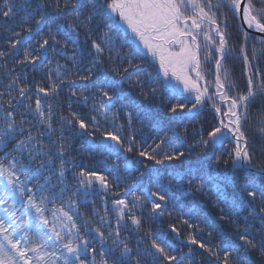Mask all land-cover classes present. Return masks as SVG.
I'll return each instance as SVG.
<instances>
[{
  "label": "snow or ice",
  "instance_id": "snow-or-ice-1",
  "mask_svg": "<svg viewBox=\"0 0 264 264\" xmlns=\"http://www.w3.org/2000/svg\"><path fill=\"white\" fill-rule=\"evenodd\" d=\"M69 3L78 11L65 24L58 23L54 16L65 11ZM50 7V0H0V34H6L0 60L15 58L26 39L49 25L38 46L25 47L23 56L14 59L12 69L0 64V73L11 77L7 84L0 85L8 90L7 99L0 91V264H182L181 254L160 239H152L144 248L138 240L132 248L129 238H122L123 232L129 231V222L137 233L142 230L143 217L134 214L145 206L141 196L134 195L131 203L125 199L112 201L115 226L106 196L101 199L102 213L96 201L88 198L97 191L107 194L125 180L123 173L129 171V161L125 156L120 164L121 151L134 153L145 167L148 162L184 164L187 129L177 131L171 120L185 112L199 115L208 105L216 119L206 136L201 129L200 139L189 145V150L200 147L207 158L226 140L232 147L225 149L227 158L215 155L211 164L189 168L187 186L198 193L215 194L213 203L225 206L220 209L219 223L234 225L239 243H225L228 237L222 232L215 245L198 239L196 234L205 228L212 229L208 232L211 237L217 222L198 217L203 227L200 222L192 224L183 219L196 212L189 208L188 212L177 213L183 225L191 229L187 244L190 252L193 245L203 250L210 264H251L252 252H258L264 261V163H254L257 152L264 156V69L259 67L264 60V0H65L63 8L56 0L54 14ZM233 21L240 33L238 48L232 43ZM14 27L20 31H13ZM80 29L86 42L90 41L86 51L81 47ZM253 31L260 35L249 51ZM69 44L80 49V60L66 55ZM49 47L56 56L71 60L78 72L86 73L78 75L82 82L79 91L73 90L70 95L84 104L93 99V115L72 111L70 102L69 115L55 117L52 100L64 86L76 88L68 80L72 73L67 64L57 62L53 68L49 60L48 86L35 85L34 103L27 73L12 74L17 66L35 68L47 56ZM125 48L128 50L123 51ZM85 56L91 57L87 61L90 67L79 68ZM229 59L242 61V90L233 77L232 66L226 63ZM106 61L122 79L105 75L89 88L94 72L103 71ZM145 65L150 67L145 70ZM133 71L136 75L128 83L133 90L139 87L138 97L122 87L123 79ZM173 96L175 103L171 102ZM117 99L121 104L113 111ZM153 103L166 109L168 131L153 136L152 145L145 146L148 136L137 141L139 129L135 125L150 126L157 132L165 126L158 119L159 113L153 111ZM121 114L126 124L118 123ZM253 122L261 136L259 144L253 143L246 131ZM66 129L72 136L85 137L82 150L87 145L93 151L117 157L107 175L80 167L69 180V171L77 165L68 156L72 136L65 135ZM173 171L183 179L179 171ZM169 191L170 186L163 193L157 190L149 194L151 218L164 215L171 198ZM89 203L93 207L87 215L80 209ZM93 216L99 219L93 220ZM168 228L180 235L174 224ZM152 235L153 229L144 231L145 238ZM183 264L195 261L189 258Z\"/></svg>",
  "mask_w": 264,
  "mask_h": 264
},
{
  "label": "trees",
  "instance_id": "trees-1",
  "mask_svg": "<svg viewBox=\"0 0 264 264\" xmlns=\"http://www.w3.org/2000/svg\"><path fill=\"white\" fill-rule=\"evenodd\" d=\"M51 7L49 9L50 12L54 14L55 12V3L56 0H50ZM59 3L61 4L62 8L64 7L65 0H59ZM78 11V9L74 8V5L69 3L67 5V9L63 11L59 16H54L55 20L58 23L65 24L67 21L71 20L74 12ZM19 14L17 15V22L19 21ZM53 19V16H50L49 23H51ZM2 22V21H0ZM9 24H12L13 21L9 20ZM26 26V25H25ZM48 24H45L40 32L32 34L30 36V39H26L24 43L21 45L19 49V54L15 58H10L6 62L3 60H0V64H7V67L9 69L13 68L14 59H20L23 56V51L25 47H28L29 44L32 45V47H37V41L40 39V37L47 33L48 31ZM13 31H20V28L14 27ZM68 31H71V29H68ZM80 43L81 47L86 51L88 47V43L85 40V34L84 30L80 29ZM233 35H232V43L235 47H239V36L240 33L237 29V22L233 21V27L231 29ZM63 33L61 34V36ZM75 35V33H73ZM61 36H58V39H61ZM5 39L6 34H0V48L5 47ZM255 42V38L253 37L252 40L249 41V51L251 50L252 43ZM63 41H61L62 46ZM59 47V46H57ZM259 47V45H257ZM128 49L125 48L123 51H127ZM66 55L75 57L77 60L81 59V51L80 49H74L71 44H69L66 47ZM106 55V54H105ZM90 56H85L84 63L80 64L79 68H88L90 65L87 63L88 59H90ZM49 60L52 61V67H55V64L59 62L60 64H67L68 70L72 73L68 77V80H71L75 83L76 88L72 89L70 87L64 86L60 91L57 97H55L52 100V103L54 105V113L55 117L58 119L59 116L69 115V103L71 102L72 105V111H77L81 116H91L94 113L90 112V107L93 104V99H89L87 104H84L82 102H79L77 97H73L70 95L71 91L76 90L79 91V87L81 85V81L78 79V75H85L86 73L83 71H79L77 67H74L71 60H66L64 55L56 56L53 52L51 47L48 48L47 56L43 58V60L36 64L35 68L32 65H28V67H22L17 66L15 67L13 75L17 73H27V81L26 83L29 84L32 87V95L31 99L32 102H35L36 95H35V85L37 83L40 84L42 87L48 86V62ZM137 60H139V57H137ZM126 63V62H125ZM228 65L232 66L233 70V77L237 80V82L240 85V89L242 90L244 88L245 84V78L242 76V61L241 60H233L229 59L226 62ZM150 67V65H145L144 68L147 70ZM259 67L264 69V60H261L259 63ZM103 71H96L94 72V77L92 79L91 84L88 85L89 88L92 87V84H95L97 81L102 80L105 75H107L108 78H113L117 81H120L122 78L119 76H116L114 72H112L111 66L105 62V64L102 66ZM54 75V73H53ZM136 75V73L133 71L130 73L127 79H123L122 81V87L126 92H130L131 95L137 96L139 94V87H137L135 90L131 89L129 86L128 81L132 79ZM11 77H5L3 73H0V85L7 84L8 80ZM211 79V77H210ZM67 83V82H66ZM0 91L5 93V96L3 99H7V89L0 87ZM16 93H13L15 95ZM41 96L43 94H40ZM142 99V98H140ZM171 102L175 103L176 97L171 98ZM183 102V101H180ZM121 104V101L117 99L115 103L112 105V110L115 111L119 105ZM191 105H189L190 107ZM4 107H7V105H4ZM253 108H256V105H253ZM20 109H17V112H19ZM153 111L155 113H159L158 119L162 124H164V130L157 132L155 129L151 128L150 126L140 127L139 124H136V128H138V132L136 133V139L137 141L141 140V137L144 135L148 136L147 145H152V137L156 136H163L165 132L168 131V121L165 119L166 117V109L157 107L156 103H153ZM3 114V108H0V115ZM181 117H183L182 122ZM18 118V117H17ZM215 113L214 110L211 109V106H206L199 115H195L194 113H182L177 115L173 120H171V124L177 128V131H181L183 129H187V132L185 134V140H184V147L183 151H185L186 159L184 164L177 165V164H169L166 162L165 164L156 165L154 162H148V167H145L144 164L139 162V158L135 156L134 153H124L121 151L120 154V164L123 165L124 159L123 157L127 156L129 161V171L126 173H123L125 180L121 181L119 184V187H116L115 185L112 187V189L105 194L102 191H97L94 195L90 196L88 199L89 201L95 200L96 201V207L101 209V213L103 212L104 205L101 203V199L106 196L107 199V205L109 207V215L113 219V226H115V213L112 210V201L116 199H125L129 203L132 202V198L134 195L141 196L145 200V206L143 210L140 209L134 210V214L138 217H143V223H142V230L137 233L135 229L131 226L129 222V231L123 232V237L129 238V243L132 248H136L138 240L141 242L140 247L144 248L147 245L151 243L152 239H160L164 241L165 243L171 245V248L175 250L176 254H181L182 257V264L183 261H187L189 258H193L195 261V264H210V259L207 256L206 253L203 252V250L198 249L195 245L191 246V252H190V246L187 244L186 237L191 232V229H189L187 226L183 225L181 221V217L177 214L178 212H188L189 208H195L196 212L191 216H185L183 219H189L190 223L195 224L197 222L201 223V227H203V220L198 221L199 218L206 217L209 223L217 222L216 230L213 231V235L211 237L208 236V232L212 231V229L205 228L202 233H197V238L202 239L204 241H209L211 244L215 245L220 242L221 236L218 233H224L228 240L225 241V243L230 242H237L238 241V235L235 229L234 225L226 224V223H219V218L222 215L220 212L221 208H224L225 206L223 204H214L213 201L215 200V194L212 195H205L203 193L195 192L194 188L189 189L187 186L188 176L186 175L189 168H199L201 164H204L207 166L208 164H211L215 160V155H224L225 158H227V151L225 149L230 150L232 145L229 143V141H225L223 145H216L215 147V154H210L207 158L205 157L204 152L201 150L200 147H192L189 150V145H193L196 140L200 139V136L202 134L201 129H203V135H207V131L210 130L211 126H213L212 122L215 120ZM103 123V121H101ZM118 123L126 124V117L121 114L120 119ZM58 127V124H57ZM125 134H127V128H125ZM248 136L252 139L253 143L259 144L262 142L260 134L256 130L255 123H250L246 128ZM59 135V133H57ZM65 135L72 136V133L69 129L65 130ZM85 137L82 136H72V148L68 152V156L73 157L75 160V164L77 165L76 168L71 169L68 173L69 180H71L72 172H78L80 170V167H83L88 170H100L107 175V170L109 166L111 165L112 161L116 160L117 157L115 155L108 156L107 153L102 152L100 150H91L85 145L84 149H81V145L84 144ZM47 142V141H45ZM107 161V164L105 163ZM255 164L264 163V156H262L259 152H257V158L256 161H254ZM221 170H223V164H221ZM173 169H176L180 172V174L183 176V179H180L177 177ZM141 172L144 173L143 177H141ZM199 175L196 176V180H199ZM125 183L128 184V189H125ZM170 186V200L165 206L164 215L162 217H159L157 219H153L149 215V210L151 208V202L152 199L150 198V193L153 191L160 190L162 193L166 187ZM143 189V191H141ZM229 191H231L229 189ZM184 193H188L187 195H184ZM183 205V207H182ZM175 206V211L173 210ZM51 207V205L49 206ZM92 204H85L81 206V211L84 212L87 215L91 214ZM227 211V210H226ZM169 212H171V216H169ZM93 220H98L99 216H93L91 217ZM169 224H174L177 229L180 232V235L177 236L176 234L172 233L171 230L168 228ZM153 229L154 235L145 238L144 231L147 229ZM171 250V249H170ZM225 251L228 249L225 248ZM242 251V249H241ZM135 255V253L133 254ZM221 256H223V252H221ZM249 259L251 261V264H264V261H262L261 257L259 256L258 252H252L249 253Z\"/></svg>",
  "mask_w": 264,
  "mask_h": 264
},
{
  "label": "water",
  "instance_id": "water-1",
  "mask_svg": "<svg viewBox=\"0 0 264 264\" xmlns=\"http://www.w3.org/2000/svg\"><path fill=\"white\" fill-rule=\"evenodd\" d=\"M251 34H252L253 37H256V36L260 35L259 33H255L254 31Z\"/></svg>",
  "mask_w": 264,
  "mask_h": 264
},
{
  "label": "bare ground",
  "instance_id": "bare-ground-1",
  "mask_svg": "<svg viewBox=\"0 0 264 264\" xmlns=\"http://www.w3.org/2000/svg\"><path fill=\"white\" fill-rule=\"evenodd\" d=\"M253 37V36H252ZM255 38V37H254Z\"/></svg>",
  "mask_w": 264,
  "mask_h": 264
}]
</instances>
